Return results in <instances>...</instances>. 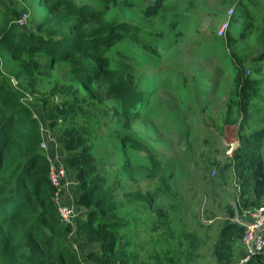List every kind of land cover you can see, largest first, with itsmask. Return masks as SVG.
Instances as JSON below:
<instances>
[{
    "label": "trees",
    "instance_id": "obj_1",
    "mask_svg": "<svg viewBox=\"0 0 264 264\" xmlns=\"http://www.w3.org/2000/svg\"><path fill=\"white\" fill-rule=\"evenodd\" d=\"M43 1L45 14L27 30L16 23L24 12L30 16L26 2L0 0V264H81L76 240L91 246L89 264L190 263L200 239L182 233L184 259V250L177 254L174 247L180 206L170 199L167 182L177 167L136 129L151 115L146 109L151 91L141 85L124 43L139 40L146 47L153 32L124 17L107 19L110 3L128 6L129 0ZM166 1H141L144 17H156ZM241 11L243 27L233 34L230 17L220 43L231 53L235 84L220 130L223 136L225 127L234 128L237 147L223 163L207 159L224 182L231 173L239 192L212 243L216 264H235L247 255L242 245L236 258L244 227L231 219L264 200V114H258L264 113L258 77L264 62V0H238L236 12ZM188 13L171 21L174 29ZM212 30L218 41V28ZM241 42L248 47L238 48ZM43 124L53 131L72 181L76 210L69 223L52 200L56 187L40 145ZM141 182L148 183L146 191L136 188ZM139 227L159 232L149 250L133 244ZM243 264H264V250Z\"/></svg>",
    "mask_w": 264,
    "mask_h": 264
},
{
    "label": "rangeland",
    "instance_id": "obj_2",
    "mask_svg": "<svg viewBox=\"0 0 264 264\" xmlns=\"http://www.w3.org/2000/svg\"><path fill=\"white\" fill-rule=\"evenodd\" d=\"M23 1L30 9L28 22L23 27L30 30L47 7L43 0ZM141 1L129 0L128 6L110 3L107 17L108 20L117 16L131 19L133 24L150 28L154 35L146 47L139 40L124 43L141 85L148 86L151 91L150 102L146 105L151 115L147 113V119L140 121L136 129L150 139L164 161L171 160L170 165L177 167L172 169L173 175L167 182L172 193L170 199L180 206L175 213L177 224L172 229L176 234L177 254L185 248L182 233H192L200 239V244L190 263L183 264H216L211 255L212 243L222 219L228 217L227 208L235 206L239 194L231 173L226 174L224 182L219 179L217 169L213 168L215 173L210 171L213 158L223 163L237 147L234 128L225 127L223 136L220 130L223 109L231 100L235 86L231 53L223 51L220 43L229 28L237 34L245 18L241 17L242 11L236 12L238 0H167L156 17L146 19ZM185 10L189 12L186 19L174 29L171 21ZM3 13L4 8L0 6V22L4 19ZM229 18L233 20L232 25L220 34V26ZM216 27L218 41L214 40L212 30ZM254 32L249 42L252 48L255 45L252 39L259 31ZM244 46L245 42H241L238 48L248 47ZM245 49L239 54L244 55ZM250 59L245 63L249 69L254 67ZM262 68L258 77L262 81L261 98L264 100V62ZM30 98L26 96L23 100L29 102ZM259 112V116L264 114ZM155 184L152 182L153 186ZM135 186L143 191L149 187L146 182ZM159 200L157 202L166 203L162 198ZM158 235L159 232L139 227L133 244L144 245V250H149L151 239ZM73 242L81 264H89L86 255L91 246L77 240ZM186 251L181 253L183 259ZM143 253L141 250L140 255Z\"/></svg>",
    "mask_w": 264,
    "mask_h": 264
},
{
    "label": "built area",
    "instance_id": "obj_3",
    "mask_svg": "<svg viewBox=\"0 0 264 264\" xmlns=\"http://www.w3.org/2000/svg\"><path fill=\"white\" fill-rule=\"evenodd\" d=\"M16 1L20 2L21 0ZM230 11L232 13L233 10L231 9ZM28 19L29 13L24 12L16 23L23 27L27 24ZM227 27L228 21H225L220 26V34H223ZM40 145L41 149L46 152L47 160L50 163L49 178L56 187L52 200L57 205L60 216L64 221L69 223L74 218L76 210L73 204V197L71 196L72 193L69 191L72 181L67 176L64 159L60 153L57 139L44 124L42 126V141ZM234 222L244 227L241 244L246 248L247 255L235 263L243 264L248 260L250 255L264 250V200L258 207L244 210L237 214Z\"/></svg>",
    "mask_w": 264,
    "mask_h": 264
},
{
    "label": "crops",
    "instance_id": "obj_4",
    "mask_svg": "<svg viewBox=\"0 0 264 264\" xmlns=\"http://www.w3.org/2000/svg\"><path fill=\"white\" fill-rule=\"evenodd\" d=\"M61 153V152H60ZM72 197H73V194L71 195ZM236 258L237 257H241L242 256V254H243V247H242V244H241V242L239 241V243H238V245L236 246Z\"/></svg>",
    "mask_w": 264,
    "mask_h": 264
},
{
    "label": "water",
    "instance_id": "obj_5",
    "mask_svg": "<svg viewBox=\"0 0 264 264\" xmlns=\"http://www.w3.org/2000/svg\"><path fill=\"white\" fill-rule=\"evenodd\" d=\"M232 145H234V144H232Z\"/></svg>",
    "mask_w": 264,
    "mask_h": 264
}]
</instances>
